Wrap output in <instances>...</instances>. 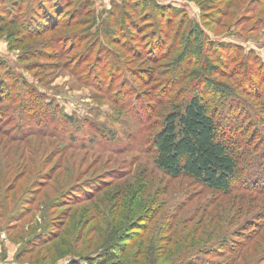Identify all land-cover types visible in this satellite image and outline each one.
Instances as JSON below:
<instances>
[{
	"label": "rangeland",
	"instance_id": "obj_1",
	"mask_svg": "<svg viewBox=\"0 0 264 264\" xmlns=\"http://www.w3.org/2000/svg\"><path fill=\"white\" fill-rule=\"evenodd\" d=\"M14 1L0 19L29 30L0 23V264H100L111 248L123 264H264V0H152L146 17L136 0H52L49 21ZM195 26L233 93L217 118L248 146L229 193L154 165L163 119L198 88L169 68Z\"/></svg>",
	"mask_w": 264,
	"mask_h": 264
},
{
	"label": "trees",
	"instance_id": "obj_2",
	"mask_svg": "<svg viewBox=\"0 0 264 264\" xmlns=\"http://www.w3.org/2000/svg\"><path fill=\"white\" fill-rule=\"evenodd\" d=\"M51 1L39 0V2L34 3V9L32 8L31 10L34 12L36 5H38L40 9L43 8V14L45 15L43 18L48 21L52 20L51 13L44 6V2ZM13 4L15 7L16 4H19V1H14ZM83 4L85 3L83 2L81 5ZM133 5V8H135L132 13L137 14L142 13L146 7V11L142 13L145 17L149 15L151 8L156 13L162 11L161 8L159 9L156 4L152 3V0H136ZM59 8L55 7L51 12H55ZM140 8H143L142 11H140ZM10 10L9 8L6 11L7 13L9 12V15L11 14ZM170 10L173 15L177 13L172 8ZM7 13L3 12L2 14ZM125 13H130V11L126 10ZM16 16L13 20H10V23L0 19V21H4L0 23L7 26L8 30L5 35L8 38H12L11 36L15 34L22 36L23 30H29L27 25L18 24L17 18L19 16L17 18ZM91 18L89 19L90 23L93 20ZM147 22L149 23L144 25L151 24L150 21ZM50 27L52 26L49 25L48 33H52L58 28L56 25L52 28ZM131 27L135 26L130 25ZM115 28L116 26L113 27V30ZM181 38L183 41L180 51L178 50L174 60L169 62L170 71L173 74L179 73L178 75L182 80L190 79L189 85L197 83L198 88L189 94V97H184L182 101L177 103L172 111L163 119L162 125L152 140L154 165L157 170L171 179L187 178L204 186L208 190L229 193L234 179L239 174V162L243 158L244 150H247L248 146L245 147L242 141H235V138L231 135L232 131L227 130L228 128L226 129L224 125H221L216 115L218 107L216 105L221 104V106H224L230 99L229 97H233L232 90L216 78L222 73V69H224L226 64L218 59L213 64L208 59L207 52L212 49L207 50L206 47H210V43H207L204 33L199 26L192 27ZM235 54L240 56L238 50L235 51ZM243 62L244 59L242 60V64ZM193 63L195 65H193L191 71L182 69L184 65ZM112 80H114L113 76ZM3 83L5 82L0 79V99H2L3 90H5V88L3 89ZM130 89L133 90L132 87ZM189 90L191 91V89ZM186 94L188 95L187 92ZM4 100L6 99L4 98ZM21 104L24 105V103ZM29 104L27 102V106ZM22 105L20 107H24ZM41 105L42 102L37 98L33 104V108L35 109ZM262 120L264 126V117H262ZM226 131H229V134ZM244 137L246 135H240L241 139ZM124 244L121 243V245ZM111 249L106 251L110 253H108L107 257L101 259L100 264H123L121 263L123 253L116 249Z\"/></svg>",
	"mask_w": 264,
	"mask_h": 264
}]
</instances>
